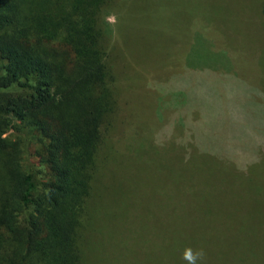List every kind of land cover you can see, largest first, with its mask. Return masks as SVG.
Masks as SVG:
<instances>
[{"label": "rangeland", "instance_id": "rangeland-1", "mask_svg": "<svg viewBox=\"0 0 264 264\" xmlns=\"http://www.w3.org/2000/svg\"><path fill=\"white\" fill-rule=\"evenodd\" d=\"M105 24L126 135L111 140L102 204L122 207L120 258L171 264L147 253L190 247L264 264V0H113ZM113 246L94 263L118 264Z\"/></svg>", "mask_w": 264, "mask_h": 264}, {"label": "trees", "instance_id": "trees-1", "mask_svg": "<svg viewBox=\"0 0 264 264\" xmlns=\"http://www.w3.org/2000/svg\"><path fill=\"white\" fill-rule=\"evenodd\" d=\"M112 3L0 0V264H97L111 240L115 263H146L138 249L120 258L122 207L102 204L111 140L126 135L108 62ZM176 249L147 257L188 264ZM204 255L197 264H214Z\"/></svg>", "mask_w": 264, "mask_h": 264}, {"label": "clouds", "instance_id": "clouds-1", "mask_svg": "<svg viewBox=\"0 0 264 264\" xmlns=\"http://www.w3.org/2000/svg\"><path fill=\"white\" fill-rule=\"evenodd\" d=\"M202 256L201 252H193L192 248H186L183 254V259L188 262V264H197L198 259Z\"/></svg>", "mask_w": 264, "mask_h": 264}]
</instances>
